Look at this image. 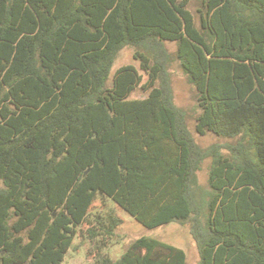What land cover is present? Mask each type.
<instances>
[{
    "label": "trees",
    "instance_id": "16d2710c",
    "mask_svg": "<svg viewBox=\"0 0 264 264\" xmlns=\"http://www.w3.org/2000/svg\"><path fill=\"white\" fill-rule=\"evenodd\" d=\"M200 2L0 0V264H187L149 235L114 258L120 211L187 226L199 264H264V0ZM175 61L196 131L233 141L197 142Z\"/></svg>",
    "mask_w": 264,
    "mask_h": 264
},
{
    "label": "rangeland",
    "instance_id": "374dc122",
    "mask_svg": "<svg viewBox=\"0 0 264 264\" xmlns=\"http://www.w3.org/2000/svg\"><path fill=\"white\" fill-rule=\"evenodd\" d=\"M201 0H189V8L196 14L197 22L199 21V15L197 13L198 8L201 5ZM167 46L171 51L176 49L174 42H168ZM135 64L140 67L139 60L135 58V50L131 46L124 47L113 65L112 74L121 66L126 64ZM173 88L175 93V101L178 106L187 112V120L189 127L195 136L197 142L202 147H207L214 143H226L233 141L231 139L222 138L214 133H207L201 135L196 131V119L195 117L199 113L200 109L196 99L195 86L189 81L187 74L184 72L179 61H175L171 67ZM143 74H145L142 71ZM146 78V75H144ZM148 95L142 88L136 89L131 95L132 98H143ZM209 161L204 165V169L199 173L200 179L203 183L207 181V166ZM124 218V223L118 228L117 233L119 235L120 243L115 244L110 248V253L114 258H117L123 251L127 243L142 235H149L160 238L166 242L182 247L186 250L188 255L187 264H199L200 253L198 247L193 240L187 226L180 223L172 222L154 229H149L135 220L130 214L125 211H120ZM78 242H75L77 245ZM83 254V249H71L68 253L66 260L63 264H76L74 259Z\"/></svg>",
    "mask_w": 264,
    "mask_h": 264
}]
</instances>
